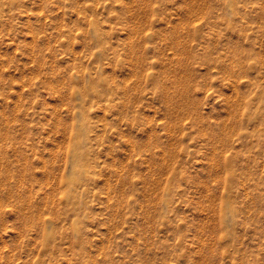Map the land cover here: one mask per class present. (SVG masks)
I'll return each instance as SVG.
<instances>
[{"label": "rangeland", "instance_id": "obj_1", "mask_svg": "<svg viewBox=\"0 0 264 264\" xmlns=\"http://www.w3.org/2000/svg\"><path fill=\"white\" fill-rule=\"evenodd\" d=\"M0 264H264V0H0Z\"/></svg>", "mask_w": 264, "mask_h": 264}]
</instances>
